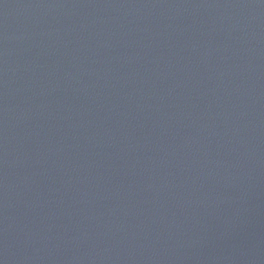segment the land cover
<instances>
[{"label":"water","instance_id":"95a60500","mask_svg":"<svg viewBox=\"0 0 264 264\" xmlns=\"http://www.w3.org/2000/svg\"><path fill=\"white\" fill-rule=\"evenodd\" d=\"M0 264H264V0H0Z\"/></svg>","mask_w":264,"mask_h":264}]
</instances>
